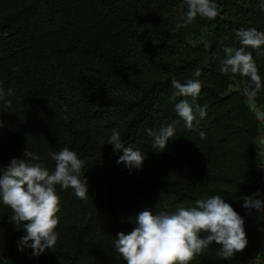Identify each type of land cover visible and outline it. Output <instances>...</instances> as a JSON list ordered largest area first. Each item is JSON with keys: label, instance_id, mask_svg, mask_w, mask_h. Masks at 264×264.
<instances>
[{"label": "trees", "instance_id": "16d2710c", "mask_svg": "<svg viewBox=\"0 0 264 264\" xmlns=\"http://www.w3.org/2000/svg\"><path fill=\"white\" fill-rule=\"evenodd\" d=\"M215 2L214 19L177 30L183 0H0V168L29 148L52 170L50 153L67 147L85 161L89 196L56 186L58 240L39 256L20 251L26 231L0 201V264H126L114 240L139 212L174 213L212 195L244 219L248 244L224 259L213 242L189 264H251L262 254L244 198L264 185V46L249 49L262 81L252 102L243 94L250 78L221 73L220 61L225 46H240L237 30L264 31V0ZM197 68V103L207 109L189 130L175 104L191 97H174L172 80L195 78ZM173 121L175 135L158 152L146 130ZM113 129L146 154L141 169L117 163L123 150L106 142Z\"/></svg>", "mask_w": 264, "mask_h": 264}, {"label": "clouds", "instance_id": "9594fccd", "mask_svg": "<svg viewBox=\"0 0 264 264\" xmlns=\"http://www.w3.org/2000/svg\"><path fill=\"white\" fill-rule=\"evenodd\" d=\"M185 5L187 9L175 25L177 30L186 28L197 16L211 20L218 15L215 0H183L180 7L183 9ZM260 7L264 11V3ZM236 37L240 46L223 48L224 58L220 61V71L223 74H239L250 78L251 85L254 86L245 87L243 94L252 102L262 88V81L253 53L249 49L258 52L261 50L264 46V31H258L254 27L241 28L236 31ZM260 54L264 55V52ZM200 75L201 71L197 68L194 70L195 78H189L184 83L172 80L176 90L174 97H191V101L182 99L175 104L176 113L189 130L193 129L194 121L198 126L199 119L206 116L207 105L197 103L203 86ZM7 94L11 95L12 89H8ZM4 95V90L0 89V101H4ZM10 104V101H5L4 108ZM2 123L0 121V126ZM177 123L178 121H173L162 126L158 132L150 128L146 130L153 138L152 147L158 149V152L164 151L172 140ZM204 135L203 132L200 133L201 138ZM106 142L117 151L123 150L118 164H125L129 170L141 169L146 154L139 149L125 147L119 131L113 129ZM50 155L55 161L52 170L43 163L34 162L39 157L28 148L24 159L13 158L0 173V201L11 208L13 215L10 216V221L26 231L21 239L20 251H23V246H28L34 250L35 256L53 249L58 240L55 229L60 219V197L56 186L73 189L77 198L89 197L87 180L82 172L85 161L67 147ZM259 195L257 193L245 197L244 207L264 211V200L259 199ZM244 223V219L224 198L212 195L196 201L193 207L178 208L174 213L154 214L153 211L144 209L135 216V227L129 233L117 234L114 247L126 264H189L213 242L221 246V257L231 259L243 252L248 244ZM21 224L23 227H20ZM202 233L206 235L202 236ZM251 264H262L260 253Z\"/></svg>", "mask_w": 264, "mask_h": 264}, {"label": "crops", "instance_id": "0c3cea01", "mask_svg": "<svg viewBox=\"0 0 264 264\" xmlns=\"http://www.w3.org/2000/svg\"><path fill=\"white\" fill-rule=\"evenodd\" d=\"M262 172H263V184H264V159H263ZM260 191L261 194L259 197H261V199L264 200V185L260 189ZM249 216H251L255 228L262 234L263 250L261 254V260H262V264H264V211H257L255 209H252L251 212L249 213Z\"/></svg>", "mask_w": 264, "mask_h": 264}, {"label": "built area", "instance_id": "2783aa9c", "mask_svg": "<svg viewBox=\"0 0 264 264\" xmlns=\"http://www.w3.org/2000/svg\"><path fill=\"white\" fill-rule=\"evenodd\" d=\"M259 114H260V118L261 119H263V114L261 113V112H258ZM261 140H262V151H263V154H264V133L262 134V136H261ZM257 193H259V194H261V191H259V192H257ZM260 196V195H259ZM259 199H261V197H259ZM262 200V199H261ZM245 208V210L248 212V214L251 212V210L253 209V208H251V207H244Z\"/></svg>", "mask_w": 264, "mask_h": 264}, {"label": "water", "instance_id": "95a60500", "mask_svg": "<svg viewBox=\"0 0 264 264\" xmlns=\"http://www.w3.org/2000/svg\"><path fill=\"white\" fill-rule=\"evenodd\" d=\"M5 169H6V167L0 168V173H2Z\"/></svg>", "mask_w": 264, "mask_h": 264}]
</instances>
